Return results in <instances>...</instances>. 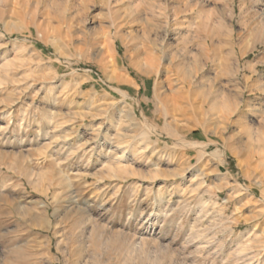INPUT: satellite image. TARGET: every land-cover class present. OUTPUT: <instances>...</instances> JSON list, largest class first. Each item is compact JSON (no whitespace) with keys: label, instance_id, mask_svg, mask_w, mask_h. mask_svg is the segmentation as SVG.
Masks as SVG:
<instances>
[{"label":"rangeland","instance_id":"1","mask_svg":"<svg viewBox=\"0 0 264 264\" xmlns=\"http://www.w3.org/2000/svg\"><path fill=\"white\" fill-rule=\"evenodd\" d=\"M0 264H264V0H0Z\"/></svg>","mask_w":264,"mask_h":264},{"label":"bare ground","instance_id":"2","mask_svg":"<svg viewBox=\"0 0 264 264\" xmlns=\"http://www.w3.org/2000/svg\"><path fill=\"white\" fill-rule=\"evenodd\" d=\"M116 77H117V75H116ZM113 79V78H112ZM123 79V78H122ZM124 81V80H123ZM163 101H165V100H163Z\"/></svg>","mask_w":264,"mask_h":264}]
</instances>
